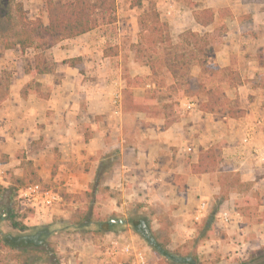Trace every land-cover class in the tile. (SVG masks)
I'll list each match as a JSON object with an SVG mask.
<instances>
[{"label":"crops","instance_id":"obj_1","mask_svg":"<svg viewBox=\"0 0 264 264\" xmlns=\"http://www.w3.org/2000/svg\"><path fill=\"white\" fill-rule=\"evenodd\" d=\"M191 1L158 0L156 10L170 34L191 29L210 35L205 67L226 73L211 75L194 62L186 78L199 80L195 92L176 87L169 73L164 80L153 76L136 61L139 27L127 12L139 6L114 22L117 33L99 25L46 48L1 47L0 184L28 182L33 175L65 193L92 189L99 194L100 218L136 207L150 216L153 230L168 237L169 249L188 244V253L206 264H236L264 246V0ZM203 8L213 12L206 24L194 17ZM75 58L73 65L63 62ZM205 79L219 82L241 112L231 114L229 106L202 110ZM128 90L149 111L126 110ZM187 101L194 108H186ZM210 147L217 150L216 168L194 173L192 165ZM201 203L205 209L194 220ZM32 204V224L67 218L57 205ZM89 234L102 242L69 239L73 250L67 253L76 260L67 264H122L123 255H109L114 238L146 248L153 258L128 227Z\"/></svg>","mask_w":264,"mask_h":264},{"label":"trees","instance_id":"obj_2","mask_svg":"<svg viewBox=\"0 0 264 264\" xmlns=\"http://www.w3.org/2000/svg\"><path fill=\"white\" fill-rule=\"evenodd\" d=\"M142 0H135L133 6H141ZM47 13V24L40 17H28L21 2L14 0H1L2 19L4 24H9L12 19L15 24L10 28L14 40H5L3 48L17 47L24 50L28 47L46 48L60 39L72 38L90 31L102 23L115 21V0H67L55 2L54 0H43ZM190 0L188 5H192ZM213 12L210 8L194 11L196 21L206 24L210 22ZM138 42L133 44L136 61L147 65L153 76L164 70L175 79L176 85L179 78L187 77L188 69L194 63L203 65V69L209 70L213 67H205V58L209 47V38L206 32L200 33L191 29L182 31L177 40H173L167 22L160 19L156 7L152 4L144 14L138 17ZM45 37L42 43L37 42V35ZM42 39V36L39 37ZM78 58L64 60V63L75 64ZM215 71H218L216 68ZM222 74L225 70L219 69ZM230 79L234 76L231 73ZM207 99L200 104L202 110H216L218 107L229 106L230 113H240L236 99H228L222 92L213 88L203 91ZM126 110L149 111V107L135 99L128 90L125 94ZM157 112V111H156ZM154 111V113H156ZM218 163L217 150L210 147L200 152L198 162L192 165V171L214 170ZM236 181V180H235ZM238 182V181H236ZM91 189L77 193L83 198L90 194ZM63 197L66 195L61 193ZM208 218L205 225H209ZM4 221H9V229H4ZM130 228L140 236L151 248L152 259H163L164 264H206L198 259L195 254L181 253L171 250L167 246L168 237L153 230L151 218L147 213L128 211L126 214H111L105 218L90 213H80L68 220H53L48 223L28 225L18 220L10 206L0 210V249L12 252V257L22 264H35L39 259H46L49 264H61L51 238L63 232H80L100 235L107 231H118L122 228ZM236 264H264V246L252 251L245 259L238 260Z\"/></svg>","mask_w":264,"mask_h":264},{"label":"rangeland","instance_id":"obj_3","mask_svg":"<svg viewBox=\"0 0 264 264\" xmlns=\"http://www.w3.org/2000/svg\"><path fill=\"white\" fill-rule=\"evenodd\" d=\"M55 2H63V1H67V0H54ZM135 0H115L116 2V11H115V21L121 20L122 18H125L124 12H127V10L129 8H131L133 5V2ZM190 0H181V3H183V5H186L189 3ZM14 2H21L23 4V8L24 10H26L28 17L31 18H35V17H40L42 20L43 19H47V13H46V9L44 6V2L43 0H14ZM158 2V0H142V6L136 7L134 9V11L132 12H127V16L131 17L133 20H136L138 22V17L141 14H144V12H146V10L148 9V6L150 4L153 3V5L156 7V3ZM186 3V4H184ZM0 4L1 0H0ZM1 5H0V11H1ZM188 16H185V19ZM114 22L112 23H102L100 25L105 26L106 30H111V33H117L116 27L114 25ZM15 24V20L12 19V22L9 24H4L3 23V19H2V14H0V48L2 47L3 43L5 42V40H14V38L12 37L11 33H10V28L13 27ZM110 28V29H109ZM129 30V29H128ZM127 30V31H128ZM174 31V30H173ZM109 32V31H108ZM171 36L173 37V40H177V36L179 34V31H175V32H171ZM203 33V32H202ZM208 35V38H210V35L208 32H206ZM41 35V34H40ZM42 36V39L40 40L39 37ZM38 36L37 35V42L40 44L43 42V40H45V37L43 35ZM210 40V39H209ZM211 45H209L208 49H210ZM216 67L209 69V72L211 73V75H215V76H221L222 72L221 71H215ZM164 74V76H163ZM166 75V72L164 70L158 72L157 77L159 78V76L162 77V79L164 80ZM161 80V81H163ZM199 80L195 81L186 77L183 78H179V84L176 87L180 88V89H189L192 92L196 91L197 88V84H198ZM204 86H202V89L200 90L202 93L206 88H213L216 91L221 92V88L222 85H220L219 82L212 80V79H205V81L202 83ZM172 93H176L177 95V90L176 88L171 89ZM224 96V95H223ZM33 182H38L36 180V178L33 175L28 176V182H12L10 185H3L0 184V210H4L5 206H10L11 209L13 210V213L15 214L16 218L18 220H21L22 222L31 225L32 223L29 216L31 217V212H32V208L31 205H29V202L24 201L23 199L19 198V192L18 189L21 186H25L29 183H33ZM96 186V185H95ZM46 187L51 188L52 190H54L56 193L60 194L63 193L66 196L63 197V201L60 204H54L55 207L57 205L58 208H61L62 210H64V214L67 215L66 220L75 217L78 212L80 213H90V210L92 209L93 215H97L98 211H97V201H98V196L99 194L96 195V192H92L93 190L91 189L90 194H88L87 196H84L83 198H81L80 196L77 195V193H65L64 190L62 189H58L50 187L49 185H47ZM216 201L214 203L213 208L216 207ZM33 205V204H32ZM35 206H37V204H35ZM41 206V204H40ZM39 206V207H40ZM43 207V206H42ZM49 209V208H48ZM136 207H132L130 208V210L128 211H135ZM127 211V212H128ZM55 218H57L58 220L63 218L61 216H56ZM56 219V220H57ZM4 229L7 230L9 229V221H4ZM38 224V223H37ZM162 228L164 229V231L167 233V228H165V226H162ZM166 229V230H165ZM74 233H77L79 235H75ZM162 234H164L162 232ZM165 235V234H164ZM166 236V235H165ZM81 238L82 241H84L83 243H85V241H89L91 239H96V241L98 240V237H92L89 233H80V232H63L60 233L58 235H54L51 238V241L54 243L55 249H56V253L57 256L59 258V262L60 263H66L68 262V258L71 259L72 263L73 260H76L75 253H70V255H68L67 250L71 249V251L73 250L71 247L69 248V239H73V241L77 238ZM167 237V236H166ZM102 241L99 242V240L96 242L98 245L99 243H101ZM88 244V243H85ZM192 243H189V245H191ZM187 245V246H186ZM100 247H103L102 244H100ZM69 248V249H68ZM179 251L181 253H188L190 251V248L188 247V244H185L184 246H182V249H179ZM245 259V258H244ZM153 261L157 262V264H164V260L163 259H154ZM0 264H22L17 262L16 260L13 259L12 257V252L10 250L7 249H0ZM35 264H49L48 261L44 258L39 259L38 261L35 262Z\"/></svg>","mask_w":264,"mask_h":264},{"label":"built area","instance_id":"obj_4","mask_svg":"<svg viewBox=\"0 0 264 264\" xmlns=\"http://www.w3.org/2000/svg\"><path fill=\"white\" fill-rule=\"evenodd\" d=\"M113 105L118 110L119 96L116 94L113 98ZM185 107L188 109L194 108V103L187 101ZM248 138L242 139L243 143H247ZM187 151L191 150V147L186 148ZM19 198L33 204H41L44 207H52L61 201L58 193L51 188L42 185L40 182L29 183L19 189ZM205 209V204L201 203L194 214V220H198ZM224 223L228 221L227 212H223L221 216ZM109 255L116 257L117 255H123L124 261L122 264H152L150 254L144 247H140L129 240H123L114 238L108 241Z\"/></svg>","mask_w":264,"mask_h":264}]
</instances>
